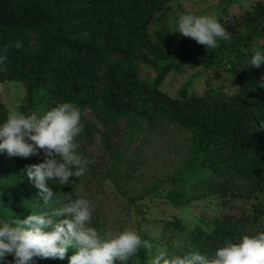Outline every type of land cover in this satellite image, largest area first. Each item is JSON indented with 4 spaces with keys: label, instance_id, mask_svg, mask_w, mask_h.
<instances>
[{
    "label": "trees",
    "instance_id": "1",
    "mask_svg": "<svg viewBox=\"0 0 264 264\" xmlns=\"http://www.w3.org/2000/svg\"><path fill=\"white\" fill-rule=\"evenodd\" d=\"M181 1L0 0V56H7L0 83L22 84L17 112L26 116L62 102L78 106L83 129L75 142L89 161L85 176L70 178V185L47 181L54 196L45 205L26 175V166L43 162V153L21 158L0 152V220L50 213L64 206L66 193L75 199L108 179L134 207L168 183L190 201L213 200V212L231 209L210 219L200 212L193 226L184 227L179 217L168 222L185 228L186 254L211 257L227 241L264 232V88L257 87L264 64L241 70L254 52H264V1L218 17L230 39L216 49L172 33L181 11L171 23L165 15ZM188 67L196 71L174 95L161 89L170 71ZM225 71L234 76V89L212 83ZM195 78H204L199 92ZM7 115L0 100V124ZM171 140L178 154L171 170L136 187V180L143 182L138 175L148 161L147 145ZM138 234L152 242L139 227ZM74 251L37 264H68ZM146 252L129 261L146 264Z\"/></svg>",
    "mask_w": 264,
    "mask_h": 264
},
{
    "label": "clouds",
    "instance_id": "2",
    "mask_svg": "<svg viewBox=\"0 0 264 264\" xmlns=\"http://www.w3.org/2000/svg\"><path fill=\"white\" fill-rule=\"evenodd\" d=\"M172 33L190 38L207 49H216L218 41L230 39L223 25L210 15L181 13ZM6 60V55L0 56V65ZM262 64L264 52L256 51L241 70L258 69ZM257 87L264 88V75ZM82 129L81 110L71 102H62L40 115L26 116L12 111L0 124V152L21 158L43 153V162L26 166V175L46 205L54 196L47 181L70 185V178H82L87 172L89 161L77 152L75 142ZM65 200L63 207L50 213L30 214L22 220H0V264H37L38 260L50 258L63 260L70 248L75 251L68 257V264H116L117 261L127 264L141 249H152L135 230L101 238L98 231L89 226L90 202L83 197L73 199L70 193L65 194ZM9 255L13 258L11 261L7 259ZM149 264H264V232L227 241L211 257L199 251L170 257L166 251H159Z\"/></svg>",
    "mask_w": 264,
    "mask_h": 264
},
{
    "label": "rangeland",
    "instance_id": "3",
    "mask_svg": "<svg viewBox=\"0 0 264 264\" xmlns=\"http://www.w3.org/2000/svg\"><path fill=\"white\" fill-rule=\"evenodd\" d=\"M253 0H182L179 4H174L171 11L165 15V20L172 22L175 13L210 15L215 19L227 13L232 9L239 10L240 7H247ZM264 1V0H263ZM154 26V21L150 28ZM143 71H147L146 69ZM196 68H186L182 72L170 71L161 83V89L174 95L176 89L189 79ZM205 72L204 76H208ZM151 75V73H149ZM227 76H230L227 78ZM203 77V75H199ZM204 78H195L192 80V86L195 91L201 90ZM224 84L225 89H234L236 80L230 72H223L222 76L212 79V83ZM23 86L15 80L0 83V100L7 106L8 113L17 112L19 101L23 97ZM38 114V113H37ZM42 113H39L40 115ZM179 139V138H178ZM177 142L171 140L166 143L157 144L149 143L145 149L147 163L140 170L135 181L136 187L143 184L144 181L155 179L156 176L163 172L171 170L177 153H174ZM166 170V171H165ZM134 184V185H135ZM160 193L141 200L138 206L134 207L129 204L128 198L119 194L111 182L107 179L102 183L93 182L87 187L80 190L78 197H83L90 202L92 207V220L89 226L94 227L101 238H110L124 230H135L138 233V227L142 232L152 238V249L146 252V264L159 251H166L168 256H181L186 254L185 247V228H173L168 222L179 217L183 226H193L196 223V216L200 212L202 217L210 219L214 214L231 213V209L218 210L213 212L215 206L213 200L208 201H190L187 197L179 192L171 184H164ZM239 203V202H238ZM127 264H135L132 260Z\"/></svg>",
    "mask_w": 264,
    "mask_h": 264
}]
</instances>
